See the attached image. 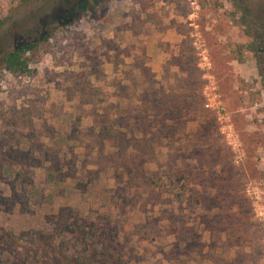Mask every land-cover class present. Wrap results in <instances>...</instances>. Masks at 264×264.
I'll return each instance as SVG.
<instances>
[{
	"label": "rangeland",
	"instance_id": "rangeland-1",
	"mask_svg": "<svg viewBox=\"0 0 264 264\" xmlns=\"http://www.w3.org/2000/svg\"><path fill=\"white\" fill-rule=\"evenodd\" d=\"M94 2L0 0V57L52 32L0 71V227L70 207L132 264H264V0Z\"/></svg>",
	"mask_w": 264,
	"mask_h": 264
},
{
	"label": "trees",
	"instance_id": "trees-1",
	"mask_svg": "<svg viewBox=\"0 0 264 264\" xmlns=\"http://www.w3.org/2000/svg\"><path fill=\"white\" fill-rule=\"evenodd\" d=\"M104 1L108 0H95L94 3ZM74 17L75 14H69L63 23H70ZM51 34L52 32L38 42L22 44L1 56L0 71H6L13 76L28 74L32 60L41 51L48 53V39ZM102 132L109 143L118 135L111 127L103 129ZM130 164L133 165L132 162ZM117 173L119 177L126 174L127 180L135 184L142 181L141 177L128 169L123 173L117 170ZM10 188L13 201L1 202H11L15 206L18 200V185L15 181L11 183ZM116 192L115 198L120 199L118 192L124 193L125 188ZM131 204L132 202L129 205ZM42 209L44 212L36 227L27 226L17 232L0 227V245L14 249L17 253L18 261L14 264H132L133 254L131 250L123 249L115 227H102L96 220L85 219L70 207L50 211L46 207Z\"/></svg>",
	"mask_w": 264,
	"mask_h": 264
},
{
	"label": "built area",
	"instance_id": "built-area-1",
	"mask_svg": "<svg viewBox=\"0 0 264 264\" xmlns=\"http://www.w3.org/2000/svg\"><path fill=\"white\" fill-rule=\"evenodd\" d=\"M189 2H190L191 5H196L197 4L196 0H189Z\"/></svg>",
	"mask_w": 264,
	"mask_h": 264
}]
</instances>
